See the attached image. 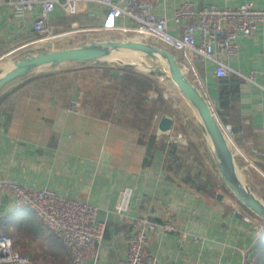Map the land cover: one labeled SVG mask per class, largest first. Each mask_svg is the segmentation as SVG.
<instances>
[{"label":"crops","instance_id":"1","mask_svg":"<svg viewBox=\"0 0 264 264\" xmlns=\"http://www.w3.org/2000/svg\"><path fill=\"white\" fill-rule=\"evenodd\" d=\"M185 1L163 0L155 12L171 16ZM194 1L198 6L232 7L250 1L264 8V0ZM107 12L108 7L97 1L82 3L74 15L57 7L51 23L56 32L67 33L60 45L74 47L129 36L119 30H101ZM39 16V6L24 13L11 5L0 8V68L3 64L10 68L15 60L54 46L50 41L36 43L39 36L34 23ZM117 23L132 26L125 18ZM170 31L179 33L173 22ZM173 52L179 62L184 61L181 52ZM222 59L230 68L228 76L218 77L215 64L202 61L203 84L189 78L214 106L227 130L240 180L263 198L264 162L259 161L257 169L247 168L241 152L264 151V24L252 36L240 39L237 54L225 53ZM70 63L37 70L77 71L78 80L72 85L64 82L62 89L32 75L0 88V179L49 188L96 205L99 219H107L97 264H118L125 257L133 218L147 215L161 222L166 210L177 230L154 227L148 232L160 264H239L244 252L254 257L263 234L261 219L223 181L199 115L177 86L165 76L151 75L136 66ZM130 67L141 72L134 73ZM251 72L256 73L255 83L242 76ZM133 74L153 84L133 99L142 103L143 111L130 107L135 95L130 82ZM76 97H81L80 113L69 111ZM152 106L157 108L153 115L149 113ZM137 114L150 116L149 126L141 129L132 124L130 116ZM163 115L174 120L172 130L164 134L159 133ZM125 188L132 189L130 207L118 214L115 206ZM0 235L11 237L19 252L39 264H66L69 259L63 241L32 209L15 210L3 194Z\"/></svg>","mask_w":264,"mask_h":264},{"label":"built area","instance_id":"2","mask_svg":"<svg viewBox=\"0 0 264 264\" xmlns=\"http://www.w3.org/2000/svg\"><path fill=\"white\" fill-rule=\"evenodd\" d=\"M87 1L101 2L108 7L101 30H119L133 39L143 42H151V39L165 48L181 52L184 58L180 62L182 70L200 85L203 84L199 66L202 61L214 63L218 77L228 76L230 68L222 55L237 54L240 39L252 36L264 24V8L250 1L232 7L216 4L198 6L196 1L187 0L175 8L171 16L155 12L156 6L163 0H0V8L11 5L24 13L39 6L40 16L34 23V31L39 36L36 43L40 45L44 41L53 43L67 34L56 32L51 23V13L57 7L67 15H74L80 12L81 4ZM119 18L129 19L132 26H118ZM170 22L178 27V34L170 31ZM140 59L142 63L150 64L147 58ZM261 74L264 78V65ZM242 76L250 82H256L255 72ZM80 98L71 101L69 111L81 112ZM210 106L216 116L214 106ZM221 127L229 140L227 130L222 124ZM241 155L247 168L257 169L258 162H264V151L255 150L253 154L241 152ZM0 194L11 199L15 210L32 209L52 233L63 241L69 252L66 264H97L107 219H99L96 205L61 195L49 188L29 187L8 178L0 179ZM131 197L132 189L125 188L116 203L115 212H127ZM154 227L164 231L177 230L170 210H166L161 222L153 221L147 215L133 218L127 254L118 264H160L158 256L151 249L148 234L149 229ZM260 229L264 233L263 220ZM0 264L39 263L19 252L11 237L0 235ZM239 264H257V260L244 252Z\"/></svg>","mask_w":264,"mask_h":264},{"label":"water","instance_id":"3","mask_svg":"<svg viewBox=\"0 0 264 264\" xmlns=\"http://www.w3.org/2000/svg\"><path fill=\"white\" fill-rule=\"evenodd\" d=\"M126 50H132L140 57L158 61L161 60L156 55L160 54L167 61L166 68L145 63L135 64L121 60L119 62L136 66L139 70L151 75L165 76L177 86L181 94L190 102L199 115V122L213 146L216 164L223 181L242 204L264 221V197L259 198L256 196L252 189L240 180L234 151L218 118L213 113L205 95L184 73L173 51L151 42L116 37L62 49L50 47L35 53H29L15 60L13 65L0 75V88L47 66L56 67L66 62L84 63L95 61L108 63L110 61L106 57L115 51ZM173 123L172 117L163 115L159 123V133H169L173 128Z\"/></svg>","mask_w":264,"mask_h":264},{"label":"trees","instance_id":"4","mask_svg":"<svg viewBox=\"0 0 264 264\" xmlns=\"http://www.w3.org/2000/svg\"><path fill=\"white\" fill-rule=\"evenodd\" d=\"M177 56V54H176ZM88 62H95V61H88ZM88 62H84V63H88ZM75 64L79 65V64H83V63H78L75 62ZM123 68H126V66H123ZM130 70H134L135 72H138L136 70V68L134 67H130ZM141 72V71H139ZM34 76L38 81L41 80H45V79H49V84L53 87H55L56 89H62V84H73L75 80H78L79 78V73L77 71H73L71 73L70 70H62V71H46V72H40L37 73V71H33L25 76L22 77H27V76ZM134 75V74H133ZM134 76H131L134 80H132V78H130V82L133 84V94L131 96V100H130V107H132L131 109L134 110H139V111H143V105L141 102H135L133 101V99L137 96L140 95L143 91H146L147 89H152L153 88V84H149L147 83V81L137 78ZM46 82V81H44ZM50 86V87H51ZM136 99V98H135ZM134 99V100H135ZM157 108L156 107H151V109L149 110V113L151 115H153L154 113H156ZM147 114V113H145ZM149 121H150V116L149 118L145 117L141 118L140 115L137 114V116H130V122H132V124L136 125V126H140V128L142 129L143 126L147 127L149 126ZM263 237V240H261ZM254 258H256L257 260V264H264V233L261 235L255 249H254Z\"/></svg>","mask_w":264,"mask_h":264},{"label":"rangeland","instance_id":"5","mask_svg":"<svg viewBox=\"0 0 264 264\" xmlns=\"http://www.w3.org/2000/svg\"><path fill=\"white\" fill-rule=\"evenodd\" d=\"M65 38V36L64 37H61L59 40H57V41H54L53 43H55L54 44V46H52L51 48H54V49H62V48H64V46H61L60 45V40H62V39H64ZM122 39H133L132 38V36L130 35V36H126V37H124V38H122ZM150 41H151V43H155V41H153V40H151V39H149ZM155 44H157V43H155ZM157 45H159V44H157ZM43 45H41V47H42ZM50 48V47H49ZM168 49V48H167ZM171 51H174V50H171ZM137 57V60L136 61H133V60H131L130 59V57H128L127 58V60H125L126 62H130V63H132V62H134L135 64H139V63H142V61H141V57L139 56V55H137L136 56ZM110 60V59H109ZM147 62L148 63H150V64H152V65H154V66H161V67H165L166 68V65H165V63L163 62V61H158V60H150L149 58H147ZM70 64H72V63H70V62H66V63H63V66H69ZM108 64L109 65H113V66H115V65H124L123 63H120L119 61H116V60H110V62H108ZM6 66H7V64L6 65H2V67L0 68V73H2V72H4V70L6 69ZM45 68H47V67H45ZM182 140H183V143H185V141H186V138L184 137V136H182V138H181ZM261 240H263V237H262V239Z\"/></svg>","mask_w":264,"mask_h":264},{"label":"bare ground","instance_id":"6","mask_svg":"<svg viewBox=\"0 0 264 264\" xmlns=\"http://www.w3.org/2000/svg\"><path fill=\"white\" fill-rule=\"evenodd\" d=\"M135 55H137L136 52L132 51V50H126V51H115L113 52L111 55H109L108 57H106L108 60H116V61H124L126 62L125 60H127L128 57H130L131 60L135 61ZM156 57L158 59H160L161 61H163L166 65H167V61L160 55V54H157ZM109 60V61H110ZM134 63V62H132ZM8 69V68H6Z\"/></svg>","mask_w":264,"mask_h":264}]
</instances>
